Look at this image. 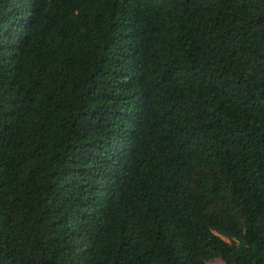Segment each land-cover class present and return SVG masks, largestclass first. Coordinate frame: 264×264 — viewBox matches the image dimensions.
I'll use <instances>...</instances> for the list:
<instances>
[{"label": "trees", "instance_id": "16d2710c", "mask_svg": "<svg viewBox=\"0 0 264 264\" xmlns=\"http://www.w3.org/2000/svg\"><path fill=\"white\" fill-rule=\"evenodd\" d=\"M264 264V0H0V264Z\"/></svg>", "mask_w": 264, "mask_h": 264}, {"label": "rangeland", "instance_id": "374dc122", "mask_svg": "<svg viewBox=\"0 0 264 264\" xmlns=\"http://www.w3.org/2000/svg\"><path fill=\"white\" fill-rule=\"evenodd\" d=\"M209 264H223V262L221 261V259L215 258V259L210 260Z\"/></svg>", "mask_w": 264, "mask_h": 264}]
</instances>
